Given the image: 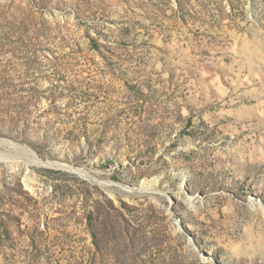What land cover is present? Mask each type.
Here are the masks:
<instances>
[{"label":"rangeland","instance_id":"1","mask_svg":"<svg viewBox=\"0 0 264 264\" xmlns=\"http://www.w3.org/2000/svg\"><path fill=\"white\" fill-rule=\"evenodd\" d=\"M0 264H264V0H0Z\"/></svg>","mask_w":264,"mask_h":264},{"label":"bare ground","instance_id":"2","mask_svg":"<svg viewBox=\"0 0 264 264\" xmlns=\"http://www.w3.org/2000/svg\"><path fill=\"white\" fill-rule=\"evenodd\" d=\"M31 163V162H30ZM32 164V163H31Z\"/></svg>","mask_w":264,"mask_h":264}]
</instances>
